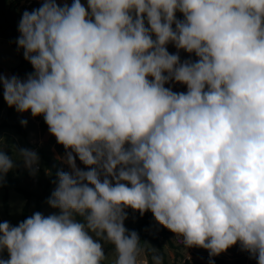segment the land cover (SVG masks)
Wrapping results in <instances>:
<instances>
[{"label":"clouds","instance_id":"obj_1","mask_svg":"<svg viewBox=\"0 0 264 264\" xmlns=\"http://www.w3.org/2000/svg\"><path fill=\"white\" fill-rule=\"evenodd\" d=\"M18 30L34 73L0 76L3 98L43 115L72 171L47 201L58 214L0 223V264H104L106 245L111 264H144L126 208L186 248L239 242L264 264V0H45ZM18 155L35 175L37 153ZM14 167L0 148V183Z\"/></svg>","mask_w":264,"mask_h":264},{"label":"rangeland","instance_id":"obj_2","mask_svg":"<svg viewBox=\"0 0 264 264\" xmlns=\"http://www.w3.org/2000/svg\"><path fill=\"white\" fill-rule=\"evenodd\" d=\"M178 13V15H181L179 11ZM173 29H175L174 26ZM153 39H155V36ZM166 48L170 54H178L179 57L183 58L185 61L191 60L192 62H196L195 53L190 54L183 49L178 50L173 43H168ZM12 49V51L17 54V49L15 47ZM3 52L4 48L0 44V60H4L2 56ZM5 57L6 59L3 61V64H5L6 67H13L15 65V54L13 55L6 51ZM26 72L27 67L25 66L13 70V73L21 80L26 79ZM148 79L151 80L153 78L148 77ZM165 87L177 93L184 92L187 89L186 85L174 81L165 84ZM0 88L3 91L2 85H0ZM9 109L13 110V114L9 118L10 122L27 121L26 125L22 124L23 129L27 132L26 137L18 134V132L12 128L2 129L0 131V148L13 159L15 164V167L10 171L16 175L17 172L21 170L25 175L22 179V184L35 191L37 196H42L45 191L52 194L57 186L58 178L53 175L48 165L57 167L58 171L69 173L72 171L69 165L62 159L66 154L65 148L63 145L57 143L55 136L49 132L43 115L33 117L30 110L27 112H17L14 107H9L5 100L4 109L0 115V123L7 118ZM125 147H128V145H125ZM21 149H28L37 153L39 163L36 166L38 171L35 175L31 174L30 170L25 167L23 160L20 159L18 154ZM73 155L75 156V153H73ZM76 165L77 168L81 170H89L88 166L84 165L79 160L78 156L76 157ZM5 194L6 191L0 188V223L7 221L12 226H18V224L23 221V208L27 200L17 191L10 190L8 199L9 210L6 212L4 205ZM47 201L48 200H40L38 197L32 198L29 201V217L38 212V209L44 216L58 214V209L50 207ZM125 212L127 213V219L124 221V224L129 231H135L140 223L146 219L145 213L141 216L138 211H134L131 208H126ZM156 225L155 229L137 232L141 241L140 247L142 250L140 260L144 262V264H155L152 260L153 255L161 256L162 264H183L186 259L203 261L205 256H209V251L204 248H186L175 233L171 232L169 235H166L164 233L165 227L157 221ZM153 249L157 251L153 252ZM104 250L108 256L104 264H111V261L114 260L112 246L106 245ZM216 257L225 259L231 264L236 261H242L244 264H258L257 258L251 255L248 256L246 251L241 250L239 242ZM0 258L4 260L10 258L6 249L0 252Z\"/></svg>","mask_w":264,"mask_h":264},{"label":"trees","instance_id":"obj_3","mask_svg":"<svg viewBox=\"0 0 264 264\" xmlns=\"http://www.w3.org/2000/svg\"><path fill=\"white\" fill-rule=\"evenodd\" d=\"M9 1L10 0H0V38H4L13 44L18 41V38L20 37L21 33L18 30L19 25L16 22H14L12 19H10L6 14V7ZM58 5L61 7L64 6V4H58ZM176 19L183 20L184 19L183 14L179 15ZM144 21H145V27H150L148 25L146 15L144 17ZM154 36L155 35L153 34L152 38H154ZM18 55L21 61V65L27 67V72L25 74V77L27 78L29 74L34 73V69L32 65L30 64V62L24 58L23 48H21L20 52H18ZM198 59L199 58L196 56V61ZM180 61L184 62L185 60L183 58H180ZM186 92H187V89L186 91H184V93ZM3 109H4V98H3V91L0 88V115ZM12 114H13V110L9 109L7 112V118L0 123V131L2 129L12 128V129H15L18 132V134L26 137L27 132L23 129L21 122H16V123L10 122L9 118L11 117ZM48 168L52 171L53 175L57 177V173L59 172L58 168L51 167V165H48ZM24 177L25 175L21 170H19L16 175H14L11 171H9L4 176L3 182L0 183V188L6 191V194L4 196V205H5L6 212H8L9 210V203H8L9 200L8 199H9L10 190L17 191L18 193L23 195L25 199L27 200V203L23 208V221L29 217V201L32 198L38 197L40 200H48L51 196V193L48 191H45V193L42 196H37L35 191L30 189L28 186H25L22 184V179ZM38 212H39V209H38ZM58 213H59V209H58ZM145 215H146V219L143 222H141L140 225L136 228L135 230L136 232H143L146 230L156 228L157 226L156 220L152 212L147 211L145 212ZM164 233L166 235H169L171 231L164 228ZM158 246L160 247L159 244ZM247 255L250 256L248 252H247ZM183 264H231V263L227 262L225 259H222L220 257H216V256L210 257L209 255V256H205L203 258V261L186 259ZM232 264H244V263L242 261H236Z\"/></svg>","mask_w":264,"mask_h":264},{"label":"crops","instance_id":"obj_4","mask_svg":"<svg viewBox=\"0 0 264 264\" xmlns=\"http://www.w3.org/2000/svg\"><path fill=\"white\" fill-rule=\"evenodd\" d=\"M44 2H45V0H10L7 7H6V14L10 19H12L14 22H16L19 25L21 18H22V14L24 11L27 10L28 12H31L34 9H38L42 6V4ZM55 2L57 4H64V5L67 4V5L71 6V4L74 2V0H55ZM81 3L87 8V0H81ZM178 14L179 13L177 11L175 14L176 18L179 16ZM173 26L175 28V24H173ZM0 44L4 48V52L2 54V56L4 57V60L6 59V57H5L6 51H8L10 54H13V55L15 54V59H14L15 65L11 68L6 67L5 64H3L4 60H0V76L10 78L13 75H15L13 73V70H16L17 68L23 67V66L21 65V61H20L18 52L16 54L12 51L13 50L12 48H14L12 46V43H10L8 40H6L4 38H0ZM0 85H2V84H0Z\"/></svg>","mask_w":264,"mask_h":264},{"label":"water","instance_id":"obj_5","mask_svg":"<svg viewBox=\"0 0 264 264\" xmlns=\"http://www.w3.org/2000/svg\"><path fill=\"white\" fill-rule=\"evenodd\" d=\"M13 46L17 49L18 52H20L21 47H19L17 42L13 43Z\"/></svg>","mask_w":264,"mask_h":264}]
</instances>
